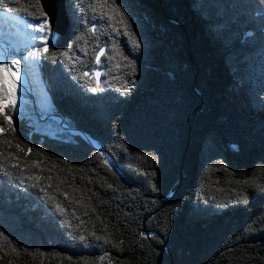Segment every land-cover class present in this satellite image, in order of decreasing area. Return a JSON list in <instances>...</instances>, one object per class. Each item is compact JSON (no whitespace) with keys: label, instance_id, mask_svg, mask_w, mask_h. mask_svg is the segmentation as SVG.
Returning <instances> with one entry per match:
<instances>
[{"label":"trees","instance_id":"trees-1","mask_svg":"<svg viewBox=\"0 0 264 264\" xmlns=\"http://www.w3.org/2000/svg\"><path fill=\"white\" fill-rule=\"evenodd\" d=\"M116 3L140 47L96 0H69L70 30L51 50L72 59L42 57L40 70L53 114L97 140L123 174L84 138L38 130L36 106L5 109L15 133L0 141L32 152L7 149L22 167L0 169V264H264V0ZM33 5L42 7L5 0L0 13L35 23L8 11ZM98 69L103 90L92 92L81 74ZM253 178L259 186L237 202L233 181ZM33 184H51L67 211Z\"/></svg>","mask_w":264,"mask_h":264},{"label":"snow or ice","instance_id":"snow-or-ice-1","mask_svg":"<svg viewBox=\"0 0 264 264\" xmlns=\"http://www.w3.org/2000/svg\"><path fill=\"white\" fill-rule=\"evenodd\" d=\"M5 0H0V5H3ZM39 3V0H37ZM96 7L100 9V15L110 21H113L123 28L124 32L131 38V43L135 47H140V41L136 37L135 32L132 30L131 21L128 16L124 12L123 8L116 3V0H96ZM23 10L27 12L29 15L33 17L34 21L37 22H29L27 20L22 22L23 28L29 30L28 36L30 39L27 41V44L24 46L26 50V55L22 56L25 62H29L27 67L31 70H35L36 67L39 66L40 57H45L49 60L56 61L57 59L64 57L69 60L72 59L70 56V50L64 51L61 53H57L55 50H51V46L49 44V38L52 35V28L49 20L47 19V13H45L42 9L37 12L35 6L33 5L31 9L25 8H9V12H19ZM92 34L97 32V28L95 26L88 29ZM84 37L77 36L76 39L81 40ZM19 54V50L17 47L9 42L8 47L3 50L2 54H0V116L3 117V122H0V134L5 133L6 131H11V133H15V126L12 120V116L9 112H6L5 109H9L10 112H15L17 107V84L21 80V59H17V55ZM105 55L103 49H101L95 59L96 63L99 64L100 58ZM127 60V57H124ZM127 67H134V65L129 61ZM117 67H121L120 64H117ZM102 73L99 71H84L81 74V78H86L85 83L92 84L94 83V87H91L92 92L102 91L101 87V77ZM0 144L4 145V150H0V169L4 171L5 175H11L8 171L9 168H21L22 166L18 163H14L13 161L19 160V156L13 152H6L7 149H11L15 147L19 152H24L25 155L32 152V149L25 148L21 146V143L13 144L11 140L7 137L4 138L3 141H0ZM103 155V153H101ZM105 164H109L110 162L106 159ZM41 161L36 160L32 162V167H39ZM42 171L44 169H41ZM225 171L228 169L225 167ZM50 171V169H49ZM232 175H235L234 173ZM31 178V177H30ZM37 179H41V177H37ZM48 180H52V177H47ZM233 183L237 185L236 188H232L231 193L237 198V202H242L246 200V191L248 187H256L259 186L256 179H240L234 180ZM31 187L39 188L40 192L44 193V198L46 200H51L55 202V207L61 212L67 211V209L61 207V204L56 200L55 196H50L47 192V188H51L52 185L48 184L47 186H40L39 184H33ZM112 187V185H109ZM64 195L65 199H67V193H61ZM211 199L217 204H231L233 201L231 197L228 199H217L216 196H212ZM2 235V234H0ZM100 239H104L107 243H115L114 241L106 238L100 237ZM123 243V241H120ZM15 251V250H13Z\"/></svg>","mask_w":264,"mask_h":264},{"label":"rangeland","instance_id":"rangeland-1","mask_svg":"<svg viewBox=\"0 0 264 264\" xmlns=\"http://www.w3.org/2000/svg\"><path fill=\"white\" fill-rule=\"evenodd\" d=\"M22 22L23 20L13 18L12 16L5 13H0V41L6 42L7 45L9 44V42H11L17 47V49L19 50L17 59H21L22 57L20 55V52L25 51L24 55H26V50L24 46L30 39L27 34L29 30L23 28ZM56 37L57 35L52 33L49 38L50 46L55 41ZM41 58L42 57H40V60ZM29 63L30 61L25 62L23 59H21V74L27 76L28 85H31L30 91L32 93L33 100H28L27 97L23 95L25 92L17 85L16 113L21 115L23 113L28 112V106H36L40 113H42V115L39 114L38 117V119L41 120V123H37L38 130L43 133L55 136L59 133L61 128L59 127V125L48 123L50 119L56 120L55 117L50 116L44 121V118H46V116L48 115H52L55 109L51 99L47 96L46 89L44 87L43 78L40 70V63L34 71L27 67V64ZM56 96L59 98L60 94Z\"/></svg>","mask_w":264,"mask_h":264},{"label":"water","instance_id":"water-1","mask_svg":"<svg viewBox=\"0 0 264 264\" xmlns=\"http://www.w3.org/2000/svg\"><path fill=\"white\" fill-rule=\"evenodd\" d=\"M42 8L45 13H47V19L50 22L52 33L63 36L70 30V14L68 11V2L69 0H39ZM181 25V24H180ZM7 47H5L6 49ZM97 71L100 72V69ZM27 80V77H26ZM26 94H28L32 98V93L30 91V86L26 85L24 86L22 83L18 82L17 84ZM29 86V87H28ZM198 96L201 97V94L196 91ZM201 106H199L195 111H197ZM194 111V112H195ZM49 116H46L44 118V121L48 119ZM53 117H55L56 121L59 124V127L62 131L69 133L72 136H80L84 138L92 148L97 150L100 153H103L104 157L113 164L117 171L120 174H123L121 166L117 163V161L110 155V153L104 149V147L95 139H93L89 134L86 132L72 128L69 125H67L64 122V118L60 114H54ZM41 121V120H40ZM173 194H171L169 197H167V200L171 199Z\"/></svg>","mask_w":264,"mask_h":264},{"label":"bare ground","instance_id":"bare-ground-1","mask_svg":"<svg viewBox=\"0 0 264 264\" xmlns=\"http://www.w3.org/2000/svg\"><path fill=\"white\" fill-rule=\"evenodd\" d=\"M7 43L4 41H0V54H2L3 50L5 49V47H7ZM25 75L21 74V80L19 81L20 83H22L24 86L28 85V79L26 80ZM31 86V85H30Z\"/></svg>","mask_w":264,"mask_h":264}]
</instances>
